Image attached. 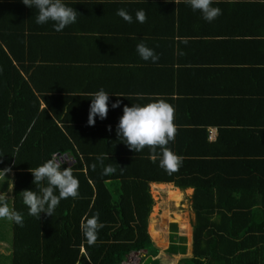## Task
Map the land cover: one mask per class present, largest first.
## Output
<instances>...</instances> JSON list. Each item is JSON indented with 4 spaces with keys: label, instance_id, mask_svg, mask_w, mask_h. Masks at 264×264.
I'll use <instances>...</instances> for the list:
<instances>
[{
    "label": "trees",
    "instance_id": "trees-1",
    "mask_svg": "<svg viewBox=\"0 0 264 264\" xmlns=\"http://www.w3.org/2000/svg\"><path fill=\"white\" fill-rule=\"evenodd\" d=\"M27 9L21 0H0V170L10 169L9 207L23 216V226L0 219L9 236L8 264H73L78 256L84 259L80 246L96 264H117L125 252L149 242L147 215L156 213L159 192L162 199L182 198L186 204L190 187L191 252L180 263L264 264V113L261 128L243 130L247 135L239 138L242 131L225 130L219 122L212 141L205 139L203 122L180 137L177 128L168 147L182 157V165L168 174L148 148L135 153L118 139V120L97 117L94 126L87 124L91 96L52 81L58 66L43 64L42 56L32 53L33 32L48 33L43 29L48 23L38 25ZM246 137L261 143L238 146ZM53 154L71 161L79 195L61 200L52 217L37 218L28 214L20 192L38 191L42 185L32 183L29 168ZM98 157L116 173L102 175ZM148 181H157L149 185L151 196ZM96 213L104 227L89 245L80 223ZM160 214L164 222L167 213ZM149 224L154 232L151 217Z\"/></svg>",
    "mask_w": 264,
    "mask_h": 264
},
{
    "label": "crops",
    "instance_id": "crops-1",
    "mask_svg": "<svg viewBox=\"0 0 264 264\" xmlns=\"http://www.w3.org/2000/svg\"><path fill=\"white\" fill-rule=\"evenodd\" d=\"M63 3L78 12L76 22L65 27L62 34L53 32L54 26L49 22L48 28L43 27L48 33L33 32L36 39L32 53L42 56L43 64L58 66L57 72L52 71V81L72 86L78 90L73 92L84 96L100 89L108 93V122L119 121L124 105H144L162 98L175 109L179 137L181 131L198 121L205 125L207 141L215 138L219 123L226 126L225 130L242 131L238 138L247 135L243 130L261 128L264 0H214L213 6L220 8L222 14L212 22L204 20L189 5L171 0ZM121 8L132 15V23L116 14ZM141 9L147 17L142 24L135 17ZM27 10L29 15H37L34 8ZM185 39L187 43L183 42ZM141 42L159 56L157 62L141 59L136 51ZM117 99L121 101L120 107L113 109L111 105ZM247 137L238 146L260 145V140L250 141ZM3 175L4 172L0 180ZM151 182L157 181H148V187ZM10 185L8 179L4 191L0 184V192L7 194ZM159 194L157 216L161 220L160 213L166 212L167 217L159 222L160 226L153 221L154 232L150 231L147 217L146 231L154 247L152 253L145 255L144 248H140V264H182L179 259L191 252L194 212L189 201L187 206L188 195L183 197L186 206L181 211L175 205L169 209L167 201L183 203L182 198L166 200L162 199L163 192ZM0 250L9 258V236L4 230Z\"/></svg>",
    "mask_w": 264,
    "mask_h": 264
},
{
    "label": "clouds",
    "instance_id": "clouds-1",
    "mask_svg": "<svg viewBox=\"0 0 264 264\" xmlns=\"http://www.w3.org/2000/svg\"><path fill=\"white\" fill-rule=\"evenodd\" d=\"M21 2L37 11L35 22L38 25L51 21L54 30L57 32L76 22L78 12L63 3V0H21ZM171 2L175 4L183 2L189 5L193 11H199L202 18L208 22H212L222 14L220 8L213 6L214 0H171ZM116 14L125 22H133L132 15L123 8L118 9ZM135 17L141 24L145 23L147 19L143 9L136 11ZM183 42L187 43V40L185 39ZM136 51L145 61L151 60L155 63L159 60V56L154 50L147 47L143 42L137 45ZM90 100L87 124L94 126L97 117L100 120L107 118L109 94L100 89L91 94ZM120 103L121 101L117 99L111 107L113 109L118 108ZM122 113L116 126L118 139L122 140L129 150L135 153L148 148L153 161L159 159V166L166 173L177 172L182 165V157L168 147V144L174 141L177 133L174 123V107L166 100L157 98L144 105L132 104L131 107L124 105ZM108 130L111 131L110 125ZM157 149H159V153H157ZM97 159L103 166L104 157ZM64 164L70 166L62 167ZM91 167L95 170L96 164L91 165ZM9 171L10 169L5 168L0 170V174ZM116 171L117 168L109 164L103 166L102 175L109 176L115 174ZM29 172L34 177L32 183L35 186L42 185L38 191L22 190L20 192L22 202L31 216L40 218L41 213H44L52 217L61 200L75 199L79 195V180L73 174L71 161L65 157L53 154L50 159L38 167L29 168ZM0 219H6L23 226V216L9 207L7 196L3 192H0ZM103 227L104 225L99 222V213L91 217L85 215L80 223L81 231L89 245L95 244L98 239V232Z\"/></svg>",
    "mask_w": 264,
    "mask_h": 264
},
{
    "label": "rangeland",
    "instance_id": "rangeland-1",
    "mask_svg": "<svg viewBox=\"0 0 264 264\" xmlns=\"http://www.w3.org/2000/svg\"><path fill=\"white\" fill-rule=\"evenodd\" d=\"M10 173L9 172H7V173H5L4 175H3V177L1 178V180H0V184L2 185V187H4V188H2L4 191L7 189V187H6V185H7V182H8V179L10 180ZM149 188L150 187H148V191H150L149 190ZM9 193H10V188H8V193L6 194V196H7V203H9V198H10V196H9ZM190 193L191 192H189V195H188V199H187V206L190 204ZM150 194V193H149ZM151 196V195H150ZM152 198V197H151ZM188 201H189V204H188ZM153 203H154V200H153V198H152V204H151V206L153 205ZM167 206L169 207V209L170 208H172L174 205V207H179V209L180 208H182V209H185V206H186V204H183L182 203V201L180 200V201H178V203L177 202H174V203H170L169 201H167ZM181 203V204H180ZM159 204V203H158ZM151 208V207H150ZM182 209H180L181 211H184V210H182ZM179 211V210H178ZM156 212H157V209H156ZM186 212H187V210H186ZM154 215H152V216H150V210H149V212H148V215H147V217H151L152 219H153V221L154 222H157L158 223V226H160V224H161V220L159 219V217L157 216V213H153ZM168 214H169V212H168ZM159 219V220H158ZM170 220H171V218H170ZM159 222H160V224H159ZM171 223V222H170ZM147 224H148V222H147ZM146 224V225H147ZM146 228H147V226H146ZM170 228V227H169ZM147 230V229H146ZM3 231V226H2V222H1V220H0V232H2ZM154 247V245H153V243L152 242H150V240H149V242H147L146 243V245H145V247H144V254L143 255H145V254H147V253H152L153 251H152V248ZM5 252H3V251H1L0 250V264H7L8 263V256L7 255H5L4 254ZM153 263H156V261H153Z\"/></svg>",
    "mask_w": 264,
    "mask_h": 264
},
{
    "label": "built area",
    "instance_id": "built-area-1",
    "mask_svg": "<svg viewBox=\"0 0 264 264\" xmlns=\"http://www.w3.org/2000/svg\"><path fill=\"white\" fill-rule=\"evenodd\" d=\"M79 253L83 254L84 259L81 260V258L78 256L77 259L74 261L73 264H96L90 256H88L83 247L80 246ZM141 249H130L127 252L124 253L123 257L119 260L117 264H140L141 262Z\"/></svg>",
    "mask_w": 264,
    "mask_h": 264
}]
</instances>
